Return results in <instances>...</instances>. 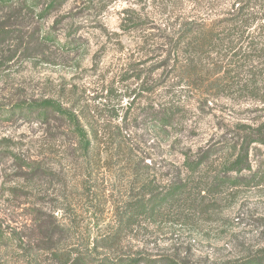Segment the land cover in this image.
Segmentation results:
<instances>
[{"label": "rangeland", "instance_id": "1", "mask_svg": "<svg viewBox=\"0 0 264 264\" xmlns=\"http://www.w3.org/2000/svg\"><path fill=\"white\" fill-rule=\"evenodd\" d=\"M51 1H0V264L262 258L264 147L231 169L259 113L184 88L168 119L180 25L224 18L235 0ZM44 100L87 147L66 115L17 109ZM186 154L206 159L191 171Z\"/></svg>", "mask_w": 264, "mask_h": 264}, {"label": "trees", "instance_id": "2", "mask_svg": "<svg viewBox=\"0 0 264 264\" xmlns=\"http://www.w3.org/2000/svg\"><path fill=\"white\" fill-rule=\"evenodd\" d=\"M6 2L7 0H0ZM255 0H235L225 12L224 18H216L211 23L205 20L184 21L180 25L178 47L172 58L169 56L170 73L166 84L169 96L168 119L174 115L176 106L174 98L187 89L195 95L205 97L207 102L214 91L223 89L231 95L242 96L254 106L251 112L259 113L252 124H245L249 131L242 138V150L245 156L233 161L232 170L243 169L246 164L247 150L250 144L258 143L264 147V6L256 8ZM55 0L48 4L53 7ZM215 85V86H214ZM26 115L48 110L67 116L75 126L80 139L84 140V148L89 145L86 133L75 124L73 116H69L56 102L44 100L17 106ZM156 122L162 119V113L156 114ZM206 157L191 161L185 155L184 163L189 170L198 168ZM193 162V164H191ZM178 188H173L166 199L173 196ZM167 264H177L169 260ZM242 264H264V256L260 259H248Z\"/></svg>", "mask_w": 264, "mask_h": 264}]
</instances>
